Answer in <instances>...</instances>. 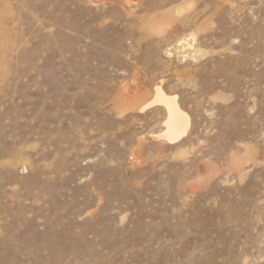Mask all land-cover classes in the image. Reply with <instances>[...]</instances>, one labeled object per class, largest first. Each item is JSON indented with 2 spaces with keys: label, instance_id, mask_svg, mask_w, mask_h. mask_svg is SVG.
<instances>
[{
  "label": "rangeland",
  "instance_id": "obj_1",
  "mask_svg": "<svg viewBox=\"0 0 264 264\" xmlns=\"http://www.w3.org/2000/svg\"><path fill=\"white\" fill-rule=\"evenodd\" d=\"M0 264H264V0H0Z\"/></svg>",
  "mask_w": 264,
  "mask_h": 264
},
{
  "label": "bare ground",
  "instance_id": "obj_2",
  "mask_svg": "<svg viewBox=\"0 0 264 264\" xmlns=\"http://www.w3.org/2000/svg\"><path fill=\"white\" fill-rule=\"evenodd\" d=\"M151 103H159L165 106L167 118L165 121V130L159 134V138H163L168 142H174L182 137L188 127V115L179 107L176 96L166 94L160 86H157ZM157 136V137H158Z\"/></svg>",
  "mask_w": 264,
  "mask_h": 264
}]
</instances>
